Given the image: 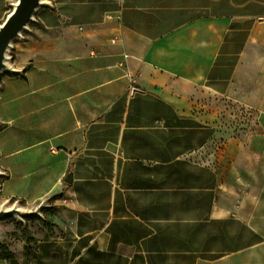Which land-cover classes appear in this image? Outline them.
<instances>
[{
    "label": "crops",
    "instance_id": "1",
    "mask_svg": "<svg viewBox=\"0 0 264 264\" xmlns=\"http://www.w3.org/2000/svg\"><path fill=\"white\" fill-rule=\"evenodd\" d=\"M45 2L0 77V203L43 223L0 264H264V100L248 138L214 103L264 0Z\"/></svg>",
    "mask_w": 264,
    "mask_h": 264
},
{
    "label": "rangeland",
    "instance_id": "2",
    "mask_svg": "<svg viewBox=\"0 0 264 264\" xmlns=\"http://www.w3.org/2000/svg\"><path fill=\"white\" fill-rule=\"evenodd\" d=\"M258 47L260 49L258 54L256 47H254L244 57L241 68L233 81L232 97L214 100L215 105L222 109L223 124L225 126L230 125L235 129H243L242 133L247 138L252 135L256 125V108L261 107L263 105L261 101L264 100V52L263 54L261 52L263 47ZM209 101L212 100L209 99ZM6 206L27 209L18 202H7ZM28 221L43 223L36 217L24 219L11 217L0 221V230L6 233L11 232L12 238L17 236L18 232L20 237L26 239L27 231L23 226Z\"/></svg>",
    "mask_w": 264,
    "mask_h": 264
},
{
    "label": "water",
    "instance_id": "3",
    "mask_svg": "<svg viewBox=\"0 0 264 264\" xmlns=\"http://www.w3.org/2000/svg\"><path fill=\"white\" fill-rule=\"evenodd\" d=\"M45 5V0H16L9 13L0 22V77L3 74H16V71L10 66L9 50L12 42L19 38L28 26L34 22L35 13ZM65 182H71L70 173L67 175ZM43 205L39 204L34 208L21 209L0 204V221L11 217L24 219L39 216Z\"/></svg>",
    "mask_w": 264,
    "mask_h": 264
},
{
    "label": "built area",
    "instance_id": "4",
    "mask_svg": "<svg viewBox=\"0 0 264 264\" xmlns=\"http://www.w3.org/2000/svg\"><path fill=\"white\" fill-rule=\"evenodd\" d=\"M111 43H115V40H111ZM129 58L128 55L124 54L121 61L118 62V67L124 71L126 77H130L129 73L126 70V61Z\"/></svg>",
    "mask_w": 264,
    "mask_h": 264
}]
</instances>
